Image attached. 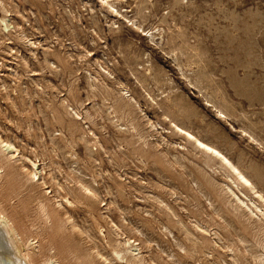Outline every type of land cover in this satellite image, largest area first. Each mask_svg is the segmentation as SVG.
Here are the masks:
<instances>
[{
    "label": "rangeland",
    "instance_id": "374dc122",
    "mask_svg": "<svg viewBox=\"0 0 264 264\" xmlns=\"http://www.w3.org/2000/svg\"><path fill=\"white\" fill-rule=\"evenodd\" d=\"M105 1L113 9L0 0V138L13 147L0 151V206L42 230L32 243L51 241L48 255L69 246L91 264L264 261L249 200L263 203L164 118L217 147L264 197V0ZM39 203L59 230L55 217L42 224ZM65 258L52 260L76 264Z\"/></svg>",
    "mask_w": 264,
    "mask_h": 264
},
{
    "label": "bare ground",
    "instance_id": "6f19581e",
    "mask_svg": "<svg viewBox=\"0 0 264 264\" xmlns=\"http://www.w3.org/2000/svg\"><path fill=\"white\" fill-rule=\"evenodd\" d=\"M101 2H104L110 9H113L112 4H110L109 2L105 1V0H100ZM113 3V2H112ZM138 10V9H137ZM136 10V11H137ZM143 10V8H142ZM4 11V10H3ZM142 12V11H140ZM137 13V12H136ZM139 13V10H138ZM115 14L117 16L123 17L117 10H115ZM115 15V16H116ZM144 15V14H143ZM136 16V15H135ZM133 17V16H132ZM140 17V16H139ZM144 18V17H143ZM2 19V18H1ZM121 19V18H120ZM134 19V17H133ZM136 19V18H135ZM141 19V18H139ZM127 21V20H126ZM128 21H130V19H128ZM140 21V20H138ZM130 23V22H129ZM132 24V23H131ZM137 24V23H136ZM135 25V24H134ZM3 26H5L3 24ZM141 26V25H140ZM136 28H139V26H136ZM4 30V29H3ZM148 33V32H146ZM148 35V34H145ZM149 36L151 37L152 34H149ZM24 37V36H23ZM154 37V36H153ZM148 38V37H147ZM150 40L154 39V38H149ZM29 42V41H28ZM63 60V59H62ZM64 62V61H63ZM135 62V60H134ZM49 64V63H48ZM64 64V63H63ZM144 66V65H143ZM146 66V65H145ZM137 67V66H136ZM148 69V68H147ZM150 70V69H149ZM147 72V71H145ZM150 72V71H149ZM108 74V73H107ZM134 74V73H133ZM145 76V75H144ZM149 77V76H148ZM136 80V79H135ZM142 80V79H141ZM140 80V81H141ZM145 82V81H142ZM192 82V81H191ZM140 83V82H139ZM99 85V84H98ZM193 87L195 86L194 84H192ZM198 88V85H196ZM146 88V87H145ZM125 89V88H124ZM92 90V89H91ZM199 91H201L199 89ZM121 92V91H120ZM124 92H126L124 90ZM126 96V94H125ZM206 96V95H205ZM130 99V98H129ZM178 99V98H177ZM169 100V99H168ZM171 100V99H170ZM173 102L174 99H172ZM180 100V99H179ZM210 100V99H209ZM151 101H153V99L151 98ZM79 102V101H78ZM121 104L120 106H118L119 110H122L124 108H131V103L129 101H123L120 100L119 101ZM177 102V100H176ZM175 102V103H176ZM172 105H174L172 102H170ZM208 103V102H206ZM214 103V102H213ZM170 104V106H171ZM212 103H209V105ZM136 105V104H135ZM158 105V104H157ZM181 107V104H179ZM178 105V106H179ZM103 107V106H102ZM141 107V106H140ZM175 107V106H174ZM177 107V104H176ZM175 107V108H176ZM213 107V106H212ZM109 108V107H108ZM163 108V107H162ZM171 108V107H170ZM111 109V108H109ZM108 109V110H109ZM142 109V108H141ZM181 109V108H180ZM179 109V110H180ZM168 110V109H167ZM175 110V109H174ZM217 110V109H216ZM169 112V111H168ZM176 112V111H175ZM179 111H177L178 113ZM184 112V111H183ZM182 112V113H183ZM180 113V112H179ZM178 113V114H179ZM218 113L223 114L222 112L218 111ZM140 114V113H139ZM167 114V113H166ZM184 114V113H183ZM113 115V114H112ZM120 115V114H119ZM182 115V114H181ZM74 116V115H73ZM173 116V115H172ZM165 120L168 122L170 128L173 130L174 133L180 135L187 143H190L193 147V149L201 152L203 155L207 156L208 159L210 161H216V163L218 164V166H221L224 170H226L229 175L232 177L233 179V183H236L238 186L242 187L244 190H246L247 192L249 191L250 193H252V195L257 198L258 200H260L263 205H264V197L261 196V194L257 191L256 186L251 183V181L249 180V178L244 174V172L242 170H240L238 168V166L234 163H232L229 158L227 156H225L219 149H217V147H215L213 144H211L210 142H207L205 140H202L199 136H197V133L194 134L193 132L190 131V129L188 130L186 127L184 128V125L180 122L178 124V118H177V122L173 121L171 118H169L168 116H164ZM173 118V117H172ZM228 118V117H227ZM124 119V118H123ZM186 119V117H185ZM150 120V119H149ZM119 121V118H118ZM148 121V120H147ZM181 121V120H180ZM110 122V121H109ZM149 122V121H148ZM181 124V125H180ZM115 124H113L114 126ZM118 125H115L114 127H116ZM157 127V125H156ZM131 129V128H130ZM154 130V129H152ZM5 139V138H4ZM12 149L13 147H11V144L5 140H1L0 138V151L1 149ZM4 151V150H2ZM16 152V150H15ZM3 154V153H2ZM10 154V155H9ZM8 155H3V160H9V158L13 157V153H9ZM133 157V156H132ZM15 160V159H14ZM26 160V159H25ZM174 160V159H173ZM28 161V160H27ZM4 163V161H3ZM3 163L0 162V170L3 167ZM31 167V166H30ZM30 169V168H29ZM35 164H32V171H29L26 175L27 182H33L34 179H36L38 177V174L40 171L35 170ZM24 170V168H23ZM203 179V177H202ZM25 181V183H26ZM38 181V179H37ZM83 181V180H82ZM76 185V184H75ZM199 185V184H198ZM197 185V186H198ZM30 187V186H29ZM85 189V188H84ZM87 190V189H86ZM6 191V190H5ZM229 192H231L230 190H228ZM10 194L7 196V199L10 198L11 199V195H15L14 190H10ZM94 192V191H93ZM94 195V194H93ZM234 197V195H232ZM4 199V198H3ZM63 199V198H62ZM9 200V199H8ZM5 201V200H4ZM57 201V200H56ZM236 202H239L243 204L244 202L240 199L237 198V200H235ZM251 201V204L253 205L254 209L258 212H260L262 214V219L264 220V211L260 208V206L256 205L255 201L253 200H249ZM33 202V201H32ZM59 202V201H58ZM68 202V201H67ZM2 204V203H1ZM39 205L38 207V211H39V218L42 220V224H46L47 222H49L53 217H55V219L58 220L59 225L57 226L58 230L61 227L62 221L61 219H59V215L57 214V211L54 210H48L47 206L43 205L42 203L37 204ZM161 205V204H160ZM58 206L60 207L61 205L58 203ZM236 208H239V205H236ZM60 209V208H59ZM232 209V208H231ZM235 209V208H234ZM245 209V208H244ZM247 209V208H246ZM12 210V209H11ZM166 210V209H165ZM250 213H253L251 209ZM16 211V210H15ZM18 211V210H17ZM36 211V210H35ZM235 211V210H234ZM237 211V209H236ZM243 212V211H242ZM248 213V212H246ZM253 216V215H252ZM20 217V216H19ZM27 217V216H26ZM21 219V217H20ZM18 219V215L16 212L13 211H8L6 208L0 206V264H54L55 262L52 260V258H59L60 259H66V256H71L74 257L76 264H91V260L88 258V256L84 257L80 254H78L77 250L72 249L69 246H65L64 249V255L63 256L59 251H55L52 255H48L47 252L50 249V246L53 247L51 241H48L46 244V247L43 246L41 243L39 244V242L36 240L35 243L36 246H34L35 243H32L33 240L37 239V237L42 235V230L41 229H37L36 227H34V225H30V226H26L24 224V220H20ZM231 221V219H230ZM229 221V223H230ZM26 222V221H25ZM179 222V221H178ZM69 223V222H68ZM176 223V222H175ZM180 223V222H179ZM248 223V222H247ZM178 224V223H177ZM233 224V223H232ZM264 224V223H263ZM29 225V224H28ZM228 225V224H226ZM231 225V224H230ZM180 226V225H179ZM229 226V225H228ZM231 227V226H230ZM47 228V227H46ZM76 228V227H75ZM182 229V227H180ZM185 228V227H184ZM233 228V226H232ZM71 229H74V226H71ZM188 230V229H187ZM205 230V229H204ZM237 230V229H235ZM180 231V230H179ZM238 231V230H237ZM182 232V231H181ZM187 232V231H185ZM183 233V232H182ZM188 233V232H187ZM236 234V232H234ZM190 234V233H189ZM36 237H35V236ZM51 235V234H49ZM44 236V235H43ZM53 236V234H52ZM187 236V234H186ZM190 236V235H188ZM236 236V235H235ZM34 237V238H33ZM46 237V236H45ZM219 237V236H218ZM239 238V237H238ZM52 239V238H50ZM49 239V240H50ZM56 239V238H55ZM217 239V238H216ZM243 239V238H241ZM240 239V240H241ZM44 240V239H43ZM54 240V239H53ZM67 240V239H66ZM123 239V245L128 246V251L129 252H134V249H131V242H129L128 240ZM58 240H56L57 242ZM61 241V240H60ZM59 241V243H61ZM65 241V240H64ZM241 242V241H239ZM243 242V240H242ZM245 242V241H244ZM243 242V243H244ZM134 243V242H133ZM178 243V242H177ZM45 244V243H44ZM193 244V243H192ZM58 245V244H57ZM56 245V246H57ZM67 245V244H66ZM178 245V244H177ZM176 246V245H175ZM58 247H60L58 245ZM74 247V246H73ZM95 247V246H94ZM159 247V246H158ZM177 247V246H176ZM250 247V246H249ZM178 248V247H177ZM227 249V248H226ZM56 250V249H55ZM61 250V249H60ZM180 250V249H179ZM184 250V249H183ZM51 252V251H50ZM190 252V250H189ZM230 252V251H229ZM251 252V251H250ZM249 252V253H250ZM248 253V254H249ZM253 253V251H252ZM251 253V254H252ZM256 255V253H254ZM113 255L116 256V259L119 258V253L118 251H113ZM136 256V255H135ZM134 256V257H135ZM254 258V255H252ZM103 258V256H102ZM234 258V257H233ZM252 258V257H250ZM256 258V257H255ZM254 258V259H255ZM260 258V257H259ZM235 259V258H234ZM233 259V260H234ZM258 259V258H257ZM261 259V258H260ZM259 259V260H260ZM102 260H104L105 262L107 261V264H112L111 260L106 258H103ZM256 260V259H255ZM63 261V260H61ZM69 260H67L66 262H68ZM253 263V262H252ZM65 264V263H64ZM69 264V262H68ZM71 264V263H70ZM101 264V263H100ZM205 264V263H204ZM253 264H264V261H259L258 263L254 262Z\"/></svg>",
    "mask_w": 264,
    "mask_h": 264
}]
</instances>
